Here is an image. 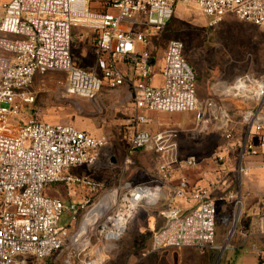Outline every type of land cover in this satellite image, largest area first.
<instances>
[{"label": "built area", "instance_id": "1", "mask_svg": "<svg viewBox=\"0 0 264 264\" xmlns=\"http://www.w3.org/2000/svg\"><path fill=\"white\" fill-rule=\"evenodd\" d=\"M176 2L10 0L2 5L0 264H48L45 259L65 249L69 238L68 227L59 225L63 210L76 221L81 213L86 216L99 205L85 235L76 241L80 253L91 246L95 237L100 241H118L139 206L159 203L164 205L163 224L152 233L149 252L226 248L215 244V201L209 198L206 187L191 185L184 175V171L199 165V159L180 155L175 128L155 132L138 129L151 123L141 111L194 112L198 124L212 123L230 139L232 121L222 99L242 102L240 117L244 132L237 141L241 161L246 154H258L264 145V80L246 74L226 87L231 88V94L225 93V87L215 86L208 98L199 100L195 72L185 58L184 45L171 39L158 69L162 82L152 85L157 56L151 47V28L162 31L167 26ZM190 2L206 17L209 27L228 16L256 26L264 24V0ZM85 34L92 56L89 68L73 60V39L81 42ZM58 73L64 79L61 94L74 99L91 100L104 90L128 89L136 110L129 125L137 130L129 138L127 155L138 151L156 154L159 159L156 181L162 188L147 185L108 188L88 176L63 175L72 167L92 166L107 142L69 123L42 121L35 114L23 120L21 105L33 103L36 79ZM252 131L261 134L259 147L248 141ZM223 161L218 155L217 165ZM240 161L238 173L244 174ZM60 181L84 187L86 195L82 201L66 206L60 199L44 194L47 185ZM217 200L231 201L234 222L235 216L238 220L241 197L237 193L228 191ZM183 202H194L195 206L184 209ZM257 233L264 235V214L259 216ZM247 250L255 253L256 264H264V254L255 244ZM65 263L70 264L67 260Z\"/></svg>", "mask_w": 264, "mask_h": 264}, {"label": "rangeland", "instance_id": "2", "mask_svg": "<svg viewBox=\"0 0 264 264\" xmlns=\"http://www.w3.org/2000/svg\"><path fill=\"white\" fill-rule=\"evenodd\" d=\"M207 23L206 17L190 0H177L174 15L167 26L162 31L151 28L153 36L151 47L157 56L156 68L161 65L168 41L178 39L182 41L185 58L195 72L199 100L208 98L213 87L231 86L238 77L246 74L264 80V24L256 26L231 16L213 27L207 26ZM73 44L74 62L81 67L89 68L92 56L86 34L81 42L74 38ZM63 81L62 73H58L57 76L48 74L42 79H36L33 103L21 105L23 120L35 114L42 121L69 123L79 130H86L92 136L104 138L107 144L103 148L106 147L108 150L107 157L115 153L117 156L115 163L118 168L109 175L112 177L109 178L111 180L109 184L115 185H109L110 187H115L119 180H133L143 185H152L151 182L157 177L158 158L155 155L139 151L131 157L133 166L127 164L129 167L125 168L128 156L127 139L133 130L129 121L134 114L130 101L125 99V94L103 91L91 101L74 99L61 94ZM222 103L230 112L235 135L226 139L212 123H193L190 129H185V133L183 131V135L190 138L183 142V154H193L198 159V156L204 157L199 161L210 159L217 164L218 155L225 158L223 147L236 146L238 150L237 141L242 138L240 136L242 102L222 99ZM155 115L171 117L173 114L154 113L153 117L149 116L156 125L158 122L169 121L155 118ZM192 121V113L183 114L181 125H191ZM55 185H47L44 194L50 196ZM112 196L111 194V199ZM161 209L160 204L142 205L130 219L122 237L114 243L113 249L106 252V256L102 258L97 257L96 252L105 246L106 241H100L97 237L92 239L91 246L84 252L76 250L77 242L73 243L71 237L78 232L85 214L81 213L75 221L67 210H63L59 225L68 227L69 238L62 252L64 255L61 264H66L62 262L63 260L69 261L70 264H128L132 259L142 257V254L149 250L151 240L148 223H151L152 227L154 224L155 228L162 224L163 218L158 214ZM234 213L233 209V225L231 229L229 228L230 231L223 237L216 236L215 244L226 247L222 251L185 248L176 251L167 249L147 255L159 258L160 264L167 260L171 261V264H246L241 261L242 256H238L244 248L237 247L238 243H234L236 237ZM67 256L70 258L67 259Z\"/></svg>", "mask_w": 264, "mask_h": 264}, {"label": "crops", "instance_id": "3", "mask_svg": "<svg viewBox=\"0 0 264 264\" xmlns=\"http://www.w3.org/2000/svg\"><path fill=\"white\" fill-rule=\"evenodd\" d=\"M9 1L10 0H0V18L3 15L2 5L8 3ZM160 63L162 64V62ZM160 67L161 65L158 68H156L157 72L152 79V82H151L152 85L158 86L162 82V78L158 70ZM104 91H109V90H104ZM110 91L111 92L116 91L121 94H125V99H128V101H130L132 105V110L134 112L133 116L136 114V110L133 107L132 101L128 94V89L126 87H120L116 90H110ZM94 99H91V100H94ZM141 113H143L146 117L150 119L149 116L153 117L154 113L157 114V113H165V112L141 111ZM190 113H192V120H193L192 124L187 125V126L181 125L183 114H190ZM168 114H173V115L171 117H166V116L160 117V116L155 115V118H163L165 120H168L169 122H164V123L158 122V124L155 125V123L152 122V120L150 119L151 120L150 125L148 126L140 125L138 126V129L148 128L150 131L155 132V131H160L166 128H175L178 131L177 142H178L180 155L182 157L193 155V154H183L182 151H183V142H185V140L187 141L190 140V138H187L185 137V135H183V131L185 129L186 130L190 129L193 123L194 124L196 123L195 113L194 112H181V113H168ZM263 120H264V114H263ZM131 128L133 130H132L130 137L132 136L134 131L137 130L133 126H131ZM232 131H233V135H235L233 127H232ZM243 132H244V126L241 123V129H240L241 135L240 136L243 135ZM262 134L264 135V132ZM94 137H97V136H94ZM260 137H261V134H258L252 131L250 135L248 136V141H250V143L253 146L259 147ZM129 138L127 139V142L129 141ZM222 152L225 158H224V161L220 165L213 163L210 159H207V160L201 159L202 161L199 163V165H197L193 169L184 171V175L191 185L206 187L208 190L209 198L215 201L216 236L218 235L220 237H223L225 233L230 231L233 225V220H232L233 219V203L228 200L219 201L217 200V197L228 191H233L241 197V208L239 212V218L236 223L234 222L236 224V226L234 224V226L236 227L235 229L236 237L234 239V243L236 244L238 243L237 247L238 246L241 247L242 245V247L244 248V250H241V252L238 253V256L240 255L242 256L241 257L242 262L244 263L246 262V264H256L257 257L255 253L247 249L251 244H255L256 247H258L264 254V235H259L257 233V222H258L259 216L261 214H264V145L259 149L258 154L256 155L246 154L245 156H243L240 163H241L242 169L244 170V174L238 173L239 162H238L237 147L236 146H230V147L225 146V148L223 147ZM107 153H108L107 148L106 147L102 148L99 153V157L97 158V160L92 166L72 167V168L66 169L63 172V175L64 176H74V177L88 176L89 178L99 181L103 183L106 187L110 188L109 185H115V184H109L111 181L110 179L112 178L109 175L114 170H116L118 166L115 163V159L117 158L116 153L109 155L108 157H107ZM136 153L137 152L133 153L131 156H127V158L125 156L126 158L125 168L129 167L127 166V164H131L133 166V160L131 159V157H133L134 154ZM150 154H153V153H150ZM153 155H155L158 158L156 154H153ZM198 157L199 159L204 158L200 156ZM127 160H130V163H128ZM158 162H159V159H158ZM156 171H157V166H156ZM105 178H107L108 180H104ZM135 183L136 182H134L133 180L131 181L119 180L115 187L118 188V187H123L125 185H143L141 183H136V184ZM151 183L152 185L150 186L152 187L162 188L161 185L158 184L156 179H154ZM54 184L56 185H55V188L52 189L50 197L60 199L66 206L72 202L82 201V199L86 195V189L80 185L66 183L63 181H60ZM111 187H114V186H111ZM159 204L161 205L162 209L159 210L158 214L161 215V211L164 209V205L162 203H159ZM172 204L179 205L178 202H172ZM194 206H195L194 202H189V203L183 202L184 209H189L190 207H194ZM140 207L141 206H139L137 210ZM162 224H160L157 228H155L154 224L152 227L151 223H148V230H151V235L154 231L158 230L162 226ZM164 250H167V249H164ZM164 250H159V251H156L155 253H159ZM63 251L64 249L48 257L47 259H45V262L48 264H61V258L64 255V253H62ZM150 253L152 252H149L148 250L145 252V254H142V257L134 258L128 264H160V262L158 261L159 258L158 259L157 257L151 258L147 255ZM62 262L65 263V260H63ZM163 264H171V261L167 260Z\"/></svg>", "mask_w": 264, "mask_h": 264}, {"label": "bare ground", "instance_id": "4", "mask_svg": "<svg viewBox=\"0 0 264 264\" xmlns=\"http://www.w3.org/2000/svg\"><path fill=\"white\" fill-rule=\"evenodd\" d=\"M226 88V87H225ZM231 88H226V90H225V93H231ZM114 194L115 193H113L112 195V197H114ZM110 199H111V196L109 197ZM109 198H107V200L109 199ZM106 200V201H107ZM99 206H101V205H99ZM99 206H97L94 210H92L91 212H89L86 216H85V218L83 219V222H82V225L80 226V228H79V230H78V232L76 233V234H74V235H72V242L73 243H76V241H79L80 239H82L83 238V236L85 235V233H86V231L88 230V228H89V226L91 225V223H92V221H93V218H92V216H93V214H94V211L99 207ZM237 221V216H235V222ZM107 239H109V237L107 236L106 237ZM116 241H108L107 240V242L105 243V246L102 248V249H100V250H98V252H96V256L97 257H100V258H102V257H105L106 255V252H108L109 250H112L113 249V245H114V243H115ZM82 243V242H81ZM76 246H78V244H76ZM76 249H78V250H80L79 249V246L76 248ZM96 260V259H95ZM94 260V261H95ZM93 261V262H94Z\"/></svg>", "mask_w": 264, "mask_h": 264}]
</instances>
